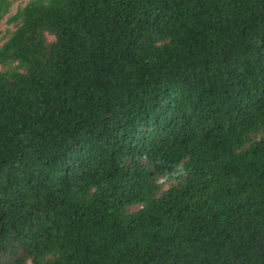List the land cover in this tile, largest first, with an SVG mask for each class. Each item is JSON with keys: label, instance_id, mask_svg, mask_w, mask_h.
I'll return each instance as SVG.
<instances>
[{"label": "trees", "instance_id": "16d2710c", "mask_svg": "<svg viewBox=\"0 0 264 264\" xmlns=\"http://www.w3.org/2000/svg\"><path fill=\"white\" fill-rule=\"evenodd\" d=\"M0 0V264H264V0Z\"/></svg>", "mask_w": 264, "mask_h": 264}, {"label": "rangeland", "instance_id": "374dc122", "mask_svg": "<svg viewBox=\"0 0 264 264\" xmlns=\"http://www.w3.org/2000/svg\"><path fill=\"white\" fill-rule=\"evenodd\" d=\"M30 0H19L12 8V14H14L19 6H24L26 5ZM9 17V16H8ZM8 17L5 19L4 23H3V33L0 36V47L7 41L8 38V30H13L14 28L12 26H9L7 24V19Z\"/></svg>", "mask_w": 264, "mask_h": 264}]
</instances>
